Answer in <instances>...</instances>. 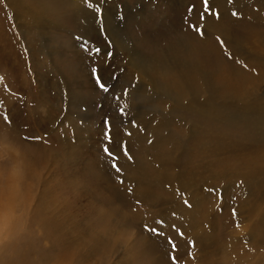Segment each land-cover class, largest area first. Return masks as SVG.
<instances>
[{
  "label": "rangeland",
  "instance_id": "obj_1",
  "mask_svg": "<svg viewBox=\"0 0 264 264\" xmlns=\"http://www.w3.org/2000/svg\"><path fill=\"white\" fill-rule=\"evenodd\" d=\"M14 2L0 0V212L6 210L8 173L21 163L17 207L8 211L23 212L27 230L0 231V264L26 253H32L31 264H264V229L253 224L260 217L231 212L233 189L221 188V178L213 181L209 165L196 171L174 163L176 177L165 185L169 165L152 167L149 175L160 178L149 187L154 202L129 194L126 177L133 158L162 150L147 149L145 132L131 137L126 130L132 116L137 121L143 111L154 116L160 108L149 81L161 86L155 72L136 76V64L156 68L182 47L202 49L200 56L217 46L215 61L225 74H235L229 68L244 64L240 53L261 52L264 0H246L240 14L211 10L214 0H81L76 7L73 0ZM203 22H221L232 51L221 37L205 33ZM198 55L204 71L211 69ZM93 68L108 90L98 87ZM141 92L150 94L148 101L138 98ZM170 129L181 134L177 157L183 162L195 138L174 124ZM207 183L212 189L203 191ZM197 187L201 199L190 205ZM179 211L198 222L197 216H209L208 236L184 229Z\"/></svg>",
  "mask_w": 264,
  "mask_h": 264
},
{
  "label": "bare ground",
  "instance_id": "obj_2",
  "mask_svg": "<svg viewBox=\"0 0 264 264\" xmlns=\"http://www.w3.org/2000/svg\"><path fill=\"white\" fill-rule=\"evenodd\" d=\"M14 1L16 6L21 4L20 0ZM80 1L81 0H73L74 6L76 7ZM245 1L246 0H214L211 10H226L230 8L235 11L237 10L240 14L243 12L242 4L246 3ZM246 5H248V3H246ZM219 15L221 16L220 13L218 16ZM31 20L37 22L35 13ZM220 25L221 22H203L202 30L207 34L211 33L217 37H221L225 45L232 51L231 42L229 40L230 32ZM259 46L262 48L261 52H259L260 54L256 53L258 56L255 54L247 55L245 52L239 54L242 56L243 60H241L244 64L229 68L235 70V74H225V72L222 71L224 68L215 61L220 54L217 46H213L212 48L208 47L213 51H206V53L200 56L198 54L202 49L198 50L199 52H193L189 48L185 50L184 47H182V49L180 48L181 51L178 57L172 59L167 58L165 63L157 64L158 66L156 68H150L151 66L149 64H147L149 67L139 65L138 63L136 64V72L134 73L136 76L147 77L148 70L149 72H155L158 84L161 86H158L157 83H153L151 80L149 81L151 87H154L152 88L153 92L155 91L157 93L155 94V103H157L158 100L160 103L158 107L160 106V108L157 110L158 114L154 115L156 118L147 115V112L144 111L137 121L132 120L134 118L132 116L128 119L131 121L128 122L126 130L131 137L136 136V131L145 132L148 138L147 136L141 135L142 133L139 135H141L140 137L144 136V138H147V149L149 150L153 147V149L156 150L158 148H154V145H162V150L160 149L161 152L158 150L150 152L149 155L142 152L139 154V157L131 160L128 165V175H126L128 181L127 191L129 194L133 193L136 198L142 201H158L157 197L152 196V191L149 189L151 182L160 180L158 177H151L149 175L151 168L154 166H161L166 162L169 165L168 168L174 170L172 167L174 163L177 167L179 165L191 164L196 170V166L207 164L209 165V170L212 169L209 174L210 176L212 175V179H215L213 181L218 183L217 181L221 178L224 180V183H222V185H224L221 186V188L227 189L231 187V189H233L231 196L234 199L228 206L231 212L243 216L260 217V220L255 221L253 224L258 229H264V91L263 94H259L262 82L264 83V36L261 38ZM193 54L198 55L200 62H205L207 57L209 63L207 66L211 69L206 68L204 71L205 67L197 63ZM222 57L224 58V56ZM247 64L256 72H248ZM231 75L238 76V83L229 79ZM238 85L239 87H237ZM239 91H247L250 98L247 99L246 102H240L236 97V93ZM143 92H141V96L138 95V98H140L142 102L148 101L147 96L149 97L150 94L145 95ZM134 95L137 96V93L134 92ZM134 99H136V97H134ZM153 101L154 100H152V102ZM148 112L151 113V111ZM184 118H188V121ZM197 123L199 124L198 126ZM204 123H206V126ZM208 123L211 124V127L207 130ZM170 124L179 127L181 131H185L187 136L189 135L195 138L194 143L191 145V149L188 147V149H186L191 150L190 153L188 154L187 152L185 155H182L184 157L187 155L186 159L182 157L183 162H181V160L179 161L177 157L182 146V140L180 139L181 134L177 133L175 135L172 129H170ZM140 140L141 139H139V141ZM151 142L153 144H150ZM165 145L167 146L166 148ZM194 156L197 158L195 159ZM125 163L127 164V162ZM168 168L164 176V185L168 183L169 178L172 176L176 177V173L173 172V170L170 171ZM194 173V171L188 172L191 176ZM197 176L200 179V175L197 174ZM207 184L208 185L203 186V191H205V188H211V185H209L210 183ZM198 185H200V183ZM178 186L180 190L183 188L182 185ZM201 188L202 186L200 185V189ZM200 189L198 188V193H196V195L193 194L194 199L192 200L191 198L192 202H189L190 205L198 203L197 201L202 192V190L199 191ZM19 191L21 190L19 189ZM114 192L116 194L119 193L117 190H114ZM21 195L22 194L19 196L20 198H22ZM196 198H198V200H196ZM6 204L5 209H11L12 206L8 202H6ZM2 209L4 211V207ZM175 215L180 220L185 219L184 226L186 228L184 229L195 227L199 230L198 232H201L203 237L208 236V233L205 234V226L207 224L209 226L210 222L212 223L209 216H197V218L202 219L201 222H198L193 217H188L189 215L187 216V214L182 211L177 212ZM21 254L22 253H20V255ZM30 254L26 253L25 255H21L16 260L14 258V261H10V264H31L33 262L29 261L27 256H30Z\"/></svg>",
  "mask_w": 264,
  "mask_h": 264
},
{
  "label": "clouds",
  "instance_id": "obj_3",
  "mask_svg": "<svg viewBox=\"0 0 264 264\" xmlns=\"http://www.w3.org/2000/svg\"><path fill=\"white\" fill-rule=\"evenodd\" d=\"M239 87V85L237 86ZM250 88V86H249ZM236 97L240 102H246L249 99V95L247 91H239L236 93ZM3 138H0L2 141ZM18 151V150H16ZM24 175V167L21 163H17L13 166L12 170L8 173V188L4 192V196L6 201L12 206V208L16 207V198L18 195L17 185L19 180ZM6 230H17V231H26L27 230V220L24 217L23 212L19 215H16L14 212H9L5 210L4 212H0V231ZM122 237H117V240Z\"/></svg>",
  "mask_w": 264,
  "mask_h": 264
},
{
  "label": "snow or ice",
  "instance_id": "obj_4",
  "mask_svg": "<svg viewBox=\"0 0 264 264\" xmlns=\"http://www.w3.org/2000/svg\"><path fill=\"white\" fill-rule=\"evenodd\" d=\"M204 3H208V0H204ZM236 15H239L238 13ZM100 49H96V52L99 53ZM93 75L94 78L96 79L97 85L101 90H106L107 86L102 82V80L100 79V77L98 76V70L93 68ZM108 90V89H107ZM106 129L110 130L111 127V122L110 121H106ZM106 138H110V131H106ZM173 259H175V257H173Z\"/></svg>",
  "mask_w": 264,
  "mask_h": 264
}]
</instances>
